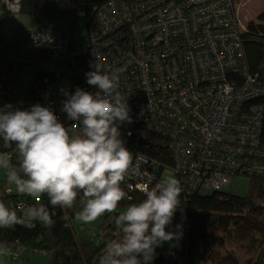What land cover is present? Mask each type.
I'll return each mask as SVG.
<instances>
[{
    "label": "built area",
    "instance_id": "1",
    "mask_svg": "<svg viewBox=\"0 0 264 264\" xmlns=\"http://www.w3.org/2000/svg\"><path fill=\"white\" fill-rule=\"evenodd\" d=\"M142 1L134 12L107 2L90 35L101 43L102 31L126 21L135 36V71L130 78L123 74L118 88L133 119L120 128L133 153L125 197L154 187L166 171L181 182L183 194L230 189L235 176H264V82L246 62L243 35L251 20L245 15L246 0ZM22 2L0 0V21L6 13H21ZM70 35L39 26L24 37V48L28 54L49 51L59 58L68 53ZM99 45L94 47L97 62L108 71L112 62ZM91 88L81 89L95 93ZM41 95L38 103L50 106L69 126L57 98L48 91ZM5 104L21 109L34 105L21 94L0 39V106ZM140 126L169 146L173 168L130 142V137L143 140L144 134L134 131ZM21 252L18 248L15 258ZM99 257L85 264H98ZM179 258L168 251L160 264H179ZM258 264H264V250Z\"/></svg>",
    "mask_w": 264,
    "mask_h": 264
},
{
    "label": "clouds",
    "instance_id": "2",
    "mask_svg": "<svg viewBox=\"0 0 264 264\" xmlns=\"http://www.w3.org/2000/svg\"><path fill=\"white\" fill-rule=\"evenodd\" d=\"M98 60L94 57L85 73L95 93L60 89L66 97L61 112L72 122L69 126L40 103L25 109L0 106V171L10 191L32 201L9 206L0 200V229L53 226L49 208L37 203L45 197L52 208L71 209L82 194L75 220L85 225L117 212L126 195L121 185L133 162L120 128L133 119L127 99L118 92L126 67L105 71ZM142 191L144 199L116 215L119 237L106 243L98 264H151L157 247L182 238V225L166 230L181 209V182L168 176ZM11 253L9 245L0 243V258Z\"/></svg>",
    "mask_w": 264,
    "mask_h": 264
},
{
    "label": "trees",
    "instance_id": "3",
    "mask_svg": "<svg viewBox=\"0 0 264 264\" xmlns=\"http://www.w3.org/2000/svg\"><path fill=\"white\" fill-rule=\"evenodd\" d=\"M109 1H115L122 12L131 9L132 12L142 5V0H23L22 11L34 16L38 23L45 29L69 31L71 33L68 53L74 52L78 48H83L82 37L78 39L76 28L78 22L85 17L87 34L91 35L96 29L94 21L98 12ZM6 13L0 25L9 17ZM137 16V14H136ZM43 19L51 21L53 28L42 24ZM248 31L244 34L245 57L251 73L260 75V80L264 82V19L258 22H251ZM61 25V27H57ZM64 24H67L65 26ZM35 27V28H36ZM101 43H94V38L89 36V48L87 52L94 60L96 57L94 47L103 48L105 56L109 57L111 69L126 67L123 73L130 78L135 71L134 52L136 50L135 36L126 21L116 24L113 30L102 31L99 35ZM2 40V38L0 37ZM2 42V41H1ZM31 58L46 57L49 51L39 54H29ZM118 59V63L115 61ZM77 65L83 70H87V62L83 56L74 58ZM117 63V65H115ZM13 70V68H12ZM110 70V69H109ZM44 84H50L56 80L55 76L50 78L45 75H37ZM77 87L88 89L92 86L83 84L80 80L73 78ZM96 90V88H91ZM49 92V91H48ZM50 93V92H49ZM53 98L61 103L66 97L62 93L51 94ZM43 100L41 94L34 93L27 103L36 104ZM137 134H144L141 144L130 137V142H134L140 151L148 156L154 157L166 168H173L174 158L171 149L165 142H160L158 137L140 126L134 130ZM171 176V175H170ZM168 176L162 175V179ZM250 180L249 193L246 196L236 194L223 195L219 191H211L209 195L199 191L197 193H181V209H178L173 217V224L166 230H176L175 225H182V238L178 241L169 242L171 248L157 247L155 259L151 264H160L164 253L168 251L177 252L179 264H210L213 260L215 264H242L237 256L229 249L230 244L241 243L242 240H252L250 248L259 251L258 257L249 264H258L259 256L264 250V176H252ZM124 182L122 183V188ZM144 193H131L125 197L118 208H127L132 203H138L144 199ZM0 200L7 205L13 206L16 203H32L28 197H21L15 191H10L9 187L0 186ZM262 201V202H261ZM37 203H43L53 215L54 225L45 228L37 223L33 229L22 226H15L13 229H0V243L10 246L14 252L19 248L22 252L19 257H24L27 252L49 253L53 256V264H85L97 259L105 250L108 241L119 237V228L114 223L115 216L106 214L100 225L99 245L91 241L78 239L72 227L75 213L83 206L82 194L71 209L52 208L45 198H41ZM209 249L211 252L209 253ZM223 251V254L220 253ZM17 257V258H19ZM219 257L217 260L216 258ZM16 258V259H17Z\"/></svg>",
    "mask_w": 264,
    "mask_h": 264
},
{
    "label": "rangeland",
    "instance_id": "4",
    "mask_svg": "<svg viewBox=\"0 0 264 264\" xmlns=\"http://www.w3.org/2000/svg\"><path fill=\"white\" fill-rule=\"evenodd\" d=\"M245 15L249 18L256 20L259 15V11L264 10V0H246L245 1ZM37 19L30 14L19 12L11 13L9 17L0 25V33L2 36V46L5 50L8 62L12 65L13 73L17 86L23 95L24 99L31 100L34 93L41 94L43 91H49L51 94L61 93L60 89H67L69 92L73 91L76 84L73 82V78L80 80L83 84H86L85 73L91 70L90 63L93 62L91 56L87 52L89 48V34L86 29V19L83 17L81 22H78L76 28V34L78 39L82 37L83 48H78L76 55L74 52L59 58H54L51 55L46 57L31 58L26 53L24 48V35L37 26ZM42 24L48 25L53 28L51 21L43 19ZM67 26V24H64ZM57 27L61 25L57 24ZM62 30V29H58ZM80 36V37H79ZM71 37V36H70ZM77 56H83L87 62V70L80 68L74 58ZM45 75L47 77L55 76L56 80L50 84H44L37 75ZM126 141V146H130L129 142L122 135ZM166 176H170L166 171ZM0 186L10 187L6 183L5 174L0 171ZM250 180L244 176H235L233 183L230 186L232 194L239 196H246L249 193ZM202 193L209 195L211 191L203 190ZM262 202V201H261ZM126 208H118L116 213H112V218L115 214L124 211ZM107 214V213H106ZM105 215L100 217L92 224H82L75 219L72 221V227L78 239L91 241L94 244L99 245L101 238L99 237L100 225L105 218ZM241 243L230 244L229 249L237 256L242 264H249L258 257L259 251L256 248L253 250L250 248L252 240H242ZM162 247L171 248L169 242L164 243ZM211 250L209 249V253ZM223 254V251H220ZM219 257L216 258V260ZM0 264H53V256L49 253L42 252H27L24 257L14 258L11 255L0 258ZM210 264H215L213 260Z\"/></svg>",
    "mask_w": 264,
    "mask_h": 264
},
{
    "label": "water",
    "instance_id": "5",
    "mask_svg": "<svg viewBox=\"0 0 264 264\" xmlns=\"http://www.w3.org/2000/svg\"><path fill=\"white\" fill-rule=\"evenodd\" d=\"M91 1H101V2H102V1H104V0H91ZM251 22H252V20H250V21L248 22V24H247V28L249 27L250 24H252ZM142 142H144V141H143V140H140V141H139L140 144H141ZM230 192H231L230 189H224V190H221V191H220V193L223 194V195H228V194H230Z\"/></svg>",
    "mask_w": 264,
    "mask_h": 264
},
{
    "label": "flooded vegetation",
    "instance_id": "6",
    "mask_svg": "<svg viewBox=\"0 0 264 264\" xmlns=\"http://www.w3.org/2000/svg\"><path fill=\"white\" fill-rule=\"evenodd\" d=\"M261 19L262 20L264 19V10H262L261 12L259 11V15H258V18L256 20H254L253 18H251V20L254 21V22H258Z\"/></svg>",
    "mask_w": 264,
    "mask_h": 264
},
{
    "label": "crops",
    "instance_id": "7",
    "mask_svg": "<svg viewBox=\"0 0 264 264\" xmlns=\"http://www.w3.org/2000/svg\"><path fill=\"white\" fill-rule=\"evenodd\" d=\"M31 31H32V30H31ZM28 33H29V32H28ZM28 33H27V34H28ZM27 34H26V35H27ZM0 37L2 38L1 33H0ZM24 37H25V35H24Z\"/></svg>",
    "mask_w": 264,
    "mask_h": 264
}]
</instances>
